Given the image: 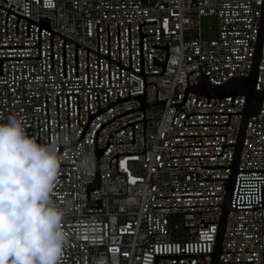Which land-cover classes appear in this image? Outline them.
<instances>
[{"label":"built area","instance_id":"2783aa9c","mask_svg":"<svg viewBox=\"0 0 264 264\" xmlns=\"http://www.w3.org/2000/svg\"><path fill=\"white\" fill-rule=\"evenodd\" d=\"M262 0H0V123L62 158L60 264H210L245 94L186 86L250 75ZM256 89H264V40ZM175 111V114H174ZM172 125H170L172 117ZM184 123L227 125L184 126ZM229 118V120H228ZM88 158L86 167L82 160ZM238 169H264V98ZM238 171L231 209L262 205ZM218 264H264V206L230 210Z\"/></svg>","mask_w":264,"mask_h":264},{"label":"clouds","instance_id":"9594fccd","mask_svg":"<svg viewBox=\"0 0 264 264\" xmlns=\"http://www.w3.org/2000/svg\"><path fill=\"white\" fill-rule=\"evenodd\" d=\"M61 162L57 145L29 137L22 119L0 123V264H60L68 244L65 210L53 200Z\"/></svg>","mask_w":264,"mask_h":264},{"label":"water","instance_id":"95a60500","mask_svg":"<svg viewBox=\"0 0 264 264\" xmlns=\"http://www.w3.org/2000/svg\"><path fill=\"white\" fill-rule=\"evenodd\" d=\"M263 40H264V0H262V5H261L250 75H233L227 78L222 84H214L210 81L208 75L204 71L198 68L192 69L190 72L193 71L201 72L200 80L197 84L189 85V75L188 74L186 75V86L181 100L173 101L166 99V100L150 103L148 105V107H153L162 104H169L171 107H174L175 110L181 108L185 112L182 106L186 102V98L189 91L198 93L196 102L198 100L199 95L208 97L207 102H209L211 97H220V101H221L222 97L228 95H233L231 102H234L235 95L238 94L246 95L243 111L191 112L188 114L185 112L186 113L185 117L189 116L190 114L230 113L229 115L230 118L231 114H241L236 144L232 156L230 171L227 180L226 192L224 196V201H223L219 221L217 220L205 221V218H200V228H208V224L218 223L215 245L211 256L210 264H218L219 262L225 228L230 210L257 209L258 207L264 206V187L262 186V205H253V208L231 209V201H232V196H233V191H234V186L238 171H264V169H238L249 118L252 116H256L260 113L264 98V89H256ZM174 114L170 125H172ZM185 117L184 120L182 121V124L184 126L227 125L228 123V122L227 123H184Z\"/></svg>","mask_w":264,"mask_h":264}]
</instances>
